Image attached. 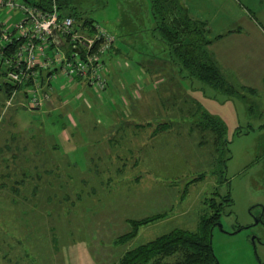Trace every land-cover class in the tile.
<instances>
[{"label":"rangeland","instance_id":"1","mask_svg":"<svg viewBox=\"0 0 264 264\" xmlns=\"http://www.w3.org/2000/svg\"><path fill=\"white\" fill-rule=\"evenodd\" d=\"M80 3L83 17L113 35L122 61L166 54L161 41L154 45L148 0ZM229 45L249 49L245 42ZM106 81V92L59 86L36 108L22 94L10 104L0 90V183L7 182L0 184V264H118L126 249L173 228L195 230L210 197L220 201L227 193L224 230L216 225L210 237L216 264H264V90L225 98L208 85L204 93L184 86L178 112L171 92H159L156 107L155 89L136 99L120 88L129 105L119 110L107 93L115 86ZM194 99L226 124L225 166L213 132L194 124ZM159 214L124 239L131 221Z\"/></svg>","mask_w":264,"mask_h":264},{"label":"trees","instance_id":"2","mask_svg":"<svg viewBox=\"0 0 264 264\" xmlns=\"http://www.w3.org/2000/svg\"><path fill=\"white\" fill-rule=\"evenodd\" d=\"M22 1L42 9H48L51 2V0ZM55 1L63 14L70 15L77 21L82 20L83 23L91 24L94 22L88 17H83L79 12L78 9L82 0ZM148 3L151 19L150 33L154 38L153 40H155L154 45L159 46L160 44L157 43V40H159L165 46L166 54L159 58L174 68L177 75L175 77L188 79L191 84L199 83L202 91L205 85L211 86L220 91L225 98L235 96L242 90H251L227 78L224 70L217 64L208 49L214 39L221 36V34L209 37L206 22L190 13L184 0H148ZM112 47H114L113 44ZM1 76L2 73L0 72ZM164 86V84L158 86L157 92L161 93V88ZM12 89L13 85L7 81L0 84V90L6 96L10 95ZM175 90L178 98L172 97L173 91H171L170 98L175 99L173 101V111L176 108L177 110L180 109L181 104L178 102L182 99L181 89ZM194 104L195 106L190 111L194 124L202 131L213 132L214 148L222 154L220 160L225 166L226 160L229 158V156H226V151H229L226 124L221 118L208 112L197 99H194ZM168 123L171 122H161L163 127L167 126ZM136 127H138L137 129L139 127L143 128L140 123H137ZM259 127L264 129V123ZM237 131L240 132L241 130L237 128ZM2 182L1 185L5 186L7 184L6 180L2 179ZM7 187L12 191L16 189L14 185ZM210 199L208 209L199 216L195 230L173 228L145 243L126 249L120 256L118 264H216L217 259L210 243V237L216 223L221 221L224 208L232 204V198L227 193L221 196L220 201H217L215 196L210 197ZM161 216L164 215H150L131 221L133 230L124 234V239L135 235V230L140 225L154 221ZM242 228L244 226L239 225L237 227V229Z\"/></svg>","mask_w":264,"mask_h":264},{"label":"built area","instance_id":"3","mask_svg":"<svg viewBox=\"0 0 264 264\" xmlns=\"http://www.w3.org/2000/svg\"><path fill=\"white\" fill-rule=\"evenodd\" d=\"M0 72L13 85L10 101L22 94L36 108L51 90L68 83L101 92L106 89L104 57L113 35L96 22L63 14L55 0L48 9L22 0H0Z\"/></svg>","mask_w":264,"mask_h":264},{"label":"crops","instance_id":"4","mask_svg":"<svg viewBox=\"0 0 264 264\" xmlns=\"http://www.w3.org/2000/svg\"><path fill=\"white\" fill-rule=\"evenodd\" d=\"M184 1L192 15L206 22L209 37L221 34L214 39L208 49L217 64L224 70L227 78L251 89L253 92L258 89L264 90V0ZM236 41L245 42L249 49L241 52L231 51L229 44ZM252 46H254V50L250 49ZM234 50L236 49L234 48ZM120 55L121 53L118 52L117 48L112 47L104 57L108 84L111 85L112 83L116 87L107 93L111 94L112 92L116 101H110V103L117 105L119 110L129 105L127 100L129 97L125 93L120 96V88L123 91L130 89L136 99L140 97L142 91L155 89L156 97L158 96L154 103L156 107H158L160 99L164 97L157 92L158 86L161 84L165 85L163 88L160 87L161 90L167 93L175 89H182L181 87L184 88V86L190 91L193 90V93L202 91L199 83L191 84L188 79L175 77L174 68L157 56L138 54L136 59L131 57L127 59L124 56L122 61ZM236 55H238V61H235ZM117 71H120V74ZM116 83L118 84L116 85ZM192 85H195V89ZM57 90H62V88ZM106 91L107 89L104 92ZM202 92L204 93V90ZM13 101L16 102L17 100L12 99L10 104ZM222 101L226 100L223 99ZM136 113L139 112L136 111L134 115ZM109 119L111 118L109 117ZM114 119L116 118L113 117L112 120Z\"/></svg>","mask_w":264,"mask_h":264},{"label":"water","instance_id":"5","mask_svg":"<svg viewBox=\"0 0 264 264\" xmlns=\"http://www.w3.org/2000/svg\"><path fill=\"white\" fill-rule=\"evenodd\" d=\"M258 221H259V219H258V218H255V221H254V222L257 223ZM216 225H217L221 230H224V229L222 228V223H221L220 221L217 222ZM251 241L254 242V236L251 237Z\"/></svg>","mask_w":264,"mask_h":264},{"label":"flooded vegetation","instance_id":"6","mask_svg":"<svg viewBox=\"0 0 264 264\" xmlns=\"http://www.w3.org/2000/svg\"><path fill=\"white\" fill-rule=\"evenodd\" d=\"M259 220H261L260 218H258Z\"/></svg>","mask_w":264,"mask_h":264}]
</instances>
